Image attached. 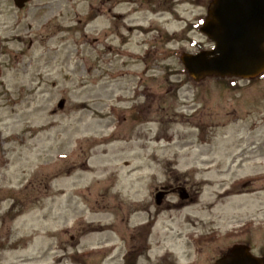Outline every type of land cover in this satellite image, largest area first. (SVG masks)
<instances>
[{
  "label": "rangeland",
  "instance_id": "1",
  "mask_svg": "<svg viewBox=\"0 0 264 264\" xmlns=\"http://www.w3.org/2000/svg\"><path fill=\"white\" fill-rule=\"evenodd\" d=\"M210 2L179 5L197 22L181 33L144 0H0V228L20 240L0 264H125L128 220L176 179L199 196L165 211L153 239L169 219L175 238L247 218L264 228V77L195 83L180 61L210 48Z\"/></svg>",
  "mask_w": 264,
  "mask_h": 264
},
{
  "label": "flooded vegetation",
  "instance_id": "2",
  "mask_svg": "<svg viewBox=\"0 0 264 264\" xmlns=\"http://www.w3.org/2000/svg\"><path fill=\"white\" fill-rule=\"evenodd\" d=\"M160 2L161 0H158V4H155V6L158 9L171 12L169 19L172 21H178V19L181 18L173 14L172 11L176 10L179 5L186 4L185 0H181L180 4H171L170 7H168V4H159ZM187 4L193 5L194 0H189ZM172 16H174V18ZM185 21L188 22V19ZM173 182L174 183L160 185L156 188L154 201L155 208L153 211H146L144 209L141 210V222L132 225L128 220V228L126 227L127 230L123 236L125 246V264H139L138 259L146 256L149 251L150 247L148 244L150 245L149 240L151 238V240H153L152 245H158L157 250H155L156 254L152 256L151 250L150 257H148L151 264H176L172 261L174 257L173 252L175 253V257L178 259V264H183L179 262L180 257H185V259H194L190 262V264H198L195 261L198 257H200L203 251L202 249L204 248L207 250L211 249L205 255V264H264V228L261 229L258 228V226H255L256 224L253 223L255 218H247V221L240 219L235 224L229 225L231 229H228L229 227H227L224 230H221V228H219L216 224V228L211 230L209 229L210 231L208 230L204 233L189 231L188 235L187 233L185 235H181V233H179L180 235L176 238V233L172 229H174L177 224L175 221L173 222L172 219H169L164 221L162 229L164 233L156 235L153 239L154 228L157 226L159 219L165 211L169 212L172 209H180L190 203L192 204V202L197 198L196 194L194 195L192 192L188 193V191L184 188L185 185H182L183 182H181V180L176 179ZM157 194H161L160 198L156 197ZM169 198H174V200H170ZM0 227H3V225ZM216 229L219 230V232L214 233ZM3 233L4 230L0 228V247L3 244L14 245L20 241L19 239L13 240L12 235L10 237H5ZM159 238L167 241L169 240L171 243L168 242L164 246V243H162ZM260 240L262 242L261 245L258 248H255L256 241ZM173 241L179 242L178 244L180 245L176 246V248L180 251H177L175 246L171 245ZM16 248L17 247H12L8 250L11 251ZM233 252L238 254V257L235 258V262L230 259Z\"/></svg>",
  "mask_w": 264,
  "mask_h": 264
},
{
  "label": "water",
  "instance_id": "3",
  "mask_svg": "<svg viewBox=\"0 0 264 264\" xmlns=\"http://www.w3.org/2000/svg\"><path fill=\"white\" fill-rule=\"evenodd\" d=\"M13 1L22 8L29 0ZM200 32L213 48L180 58L195 82L206 77L250 80L264 72V0H213ZM237 257L233 252L230 259Z\"/></svg>",
  "mask_w": 264,
  "mask_h": 264
},
{
  "label": "trees",
  "instance_id": "4",
  "mask_svg": "<svg viewBox=\"0 0 264 264\" xmlns=\"http://www.w3.org/2000/svg\"><path fill=\"white\" fill-rule=\"evenodd\" d=\"M90 19H92V15H91V14L89 15V20H90ZM89 20H88V21H89ZM197 47H198V49H199V50H201V48H200L199 46H197ZM261 77H264V75H262ZM261 77H260V78H261ZM17 198H18V197H17ZM15 207H16V204H15V205H13V207H12V211H13V210H15V212H14V213H16V211H18V210H19L18 208H17V209H15ZM21 208H22V207H21ZM21 208H20V213H21V211H22V209H21ZM20 213H19V214H20Z\"/></svg>",
  "mask_w": 264,
  "mask_h": 264
},
{
  "label": "bare ground",
  "instance_id": "5",
  "mask_svg": "<svg viewBox=\"0 0 264 264\" xmlns=\"http://www.w3.org/2000/svg\"><path fill=\"white\" fill-rule=\"evenodd\" d=\"M100 230L99 229H96V231L95 232H99Z\"/></svg>",
  "mask_w": 264,
  "mask_h": 264
}]
</instances>
